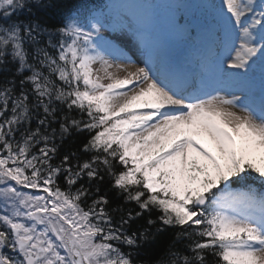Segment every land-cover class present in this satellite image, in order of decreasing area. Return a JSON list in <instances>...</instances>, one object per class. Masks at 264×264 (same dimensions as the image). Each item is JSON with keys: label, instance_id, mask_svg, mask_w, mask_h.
Wrapping results in <instances>:
<instances>
[{"label": "snow or ice", "instance_id": "6c2138e0", "mask_svg": "<svg viewBox=\"0 0 264 264\" xmlns=\"http://www.w3.org/2000/svg\"><path fill=\"white\" fill-rule=\"evenodd\" d=\"M51 7L0 0V264H139L148 231L130 230L131 210L115 218L105 176L135 216L186 241L154 264H264V0H202L198 78L159 72L151 52L129 70L105 44L116 24L143 35L158 2L69 7L49 28L38 13ZM53 122L88 133L59 164Z\"/></svg>", "mask_w": 264, "mask_h": 264}, {"label": "trees", "instance_id": "16d2710c", "mask_svg": "<svg viewBox=\"0 0 264 264\" xmlns=\"http://www.w3.org/2000/svg\"><path fill=\"white\" fill-rule=\"evenodd\" d=\"M94 1L95 0H43L45 4L51 3L52 7L44 8L38 13V15L40 19L49 26V28H52L57 25L65 9L69 7H77L81 4L84 5L85 3L94 4ZM33 11H35V9H33ZM45 39H47V37H45ZM17 87H19V85H17ZM70 115L75 116L77 119H81L79 113L73 112L70 113ZM62 118L63 117L61 115L60 119ZM35 124L36 121L34 118L32 124L33 128L35 127ZM52 127L58 130L56 136L54 137V143L59 153L58 156L53 158V163L59 164L62 156L65 153H76L79 155V149L82 147V144L88 136V133L71 130L70 133L61 137L59 134V123L53 122ZM75 162V158H73V165ZM117 167L119 166L117 165ZM81 182L87 185L88 178L84 177ZM61 183H63V181H61ZM96 186V184H93V192L96 191ZM98 186L100 188L99 194H107V197L111 202V208H116L119 206L124 209L123 213H114V216L117 220H119L122 214L126 216L127 212L131 210L134 223H132L130 230L135 231L136 229H139L140 231H148L147 239L138 241L139 247L134 251V256L138 260L139 264H154V262L158 260L168 259L169 249H172L173 251L184 249V244L186 241L175 243L176 232L179 231V229L163 225L157 220L155 214L150 215L147 212H143L141 216H135V213L140 211L138 206L135 204V202H125L115 191H113L110 184L107 182V176H105V181L100 182ZM89 203H91L90 200ZM148 219L155 220V225H148ZM121 247L124 251L131 250L127 245H121Z\"/></svg>", "mask_w": 264, "mask_h": 264}, {"label": "rangeland", "instance_id": "374dc122", "mask_svg": "<svg viewBox=\"0 0 264 264\" xmlns=\"http://www.w3.org/2000/svg\"><path fill=\"white\" fill-rule=\"evenodd\" d=\"M153 2L160 3L159 14L155 22L148 27L143 35H141L140 31H137L135 22H133L131 27H128L126 22L124 26L117 24L112 29L106 28L103 32L104 36L112 37L122 43V47L131 61L129 70L144 66V62L149 60L150 52L152 57L150 62L158 70V67L155 66V63L160 58L157 50L165 45L164 39L174 36L178 39H188L189 37L186 27H179L176 24L179 16L174 3L185 5V0H153ZM214 2L219 3V0H214ZM257 2L259 3L260 0H257ZM146 44L148 47L145 46ZM119 74L121 76L124 75L123 72ZM235 110L237 112L240 111L237 108Z\"/></svg>", "mask_w": 264, "mask_h": 264}]
</instances>
